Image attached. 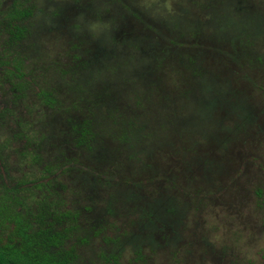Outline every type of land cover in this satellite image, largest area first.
Masks as SVG:
<instances>
[{"label":"rangeland","instance_id":"obj_1","mask_svg":"<svg viewBox=\"0 0 264 264\" xmlns=\"http://www.w3.org/2000/svg\"><path fill=\"white\" fill-rule=\"evenodd\" d=\"M8 191L69 264H264V0H0Z\"/></svg>","mask_w":264,"mask_h":264},{"label":"trees","instance_id":"obj_2","mask_svg":"<svg viewBox=\"0 0 264 264\" xmlns=\"http://www.w3.org/2000/svg\"><path fill=\"white\" fill-rule=\"evenodd\" d=\"M17 5L18 2L14 1L12 12L10 13L11 16L9 17L11 20L20 15L29 14V12L19 8ZM16 34L15 37H20V30ZM82 129L84 127L80 124L75 125L74 129H72L75 134H80L76 138L73 133V137L77 139L79 144L88 142L89 132ZM86 136L87 139L85 140ZM90 149L92 150V145ZM9 191L6 193L9 196L4 197L0 201V212L3 214V220H8V218L13 216L16 223L14 234L19 236L20 239L17 242L13 241L12 238H9V242L0 240V264H69L75 255L74 250L64 248L67 236L57 228V222L65 219L64 216H54L56 210L53 209L51 210L53 214L49 215L53 221L48 222L42 218L39 220V226L35 227L33 223L27 222L19 211H10L7 204L5 205V202L11 204L8 202L11 198ZM67 214L69 213L65 212L63 215L67 216ZM41 216L43 217V215Z\"/></svg>","mask_w":264,"mask_h":264},{"label":"clouds","instance_id":"obj_3","mask_svg":"<svg viewBox=\"0 0 264 264\" xmlns=\"http://www.w3.org/2000/svg\"><path fill=\"white\" fill-rule=\"evenodd\" d=\"M4 140L7 141V135H4ZM44 137L41 135L40 139H43ZM214 239H219V237H214ZM256 253H259V257H264V239H262L258 245L257 248L248 250L247 256L249 259H258L259 257L256 255Z\"/></svg>","mask_w":264,"mask_h":264}]
</instances>
